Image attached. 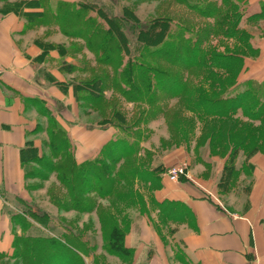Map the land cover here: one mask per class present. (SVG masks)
I'll return each instance as SVG.
<instances>
[{
  "label": "trees",
  "instance_id": "trees-1",
  "mask_svg": "<svg viewBox=\"0 0 264 264\" xmlns=\"http://www.w3.org/2000/svg\"><path fill=\"white\" fill-rule=\"evenodd\" d=\"M178 2L181 5H189L188 7L197 16L214 18V24L190 20L187 16L175 19L174 14H165L153 18L147 23H142L131 15L132 13L127 7L122 17L110 18L109 15L100 11L94 13L93 7L88 3H79L78 5L59 3L55 16L60 17L66 25L70 22L69 25H72V29L77 30L75 35L68 33L66 28L63 29V32L72 37L82 38L84 47H88L96 54L95 61L100 65L110 67L112 72L109 74L107 71H99L93 77L90 75L91 77H82L78 81L72 80V84L76 88V99L80 106L85 110L91 108L90 110L94 111L103 104L101 111L104 110L107 99L103 93L108 88H112L128 102L141 105L143 110L138 114V120L141 117L147 120L161 113V94L175 95L185 92L184 94L189 93L188 95L191 97V101L187 102V107L200 122L230 117L233 119L239 111H242L249 120L264 124V79L254 80L250 78L241 81L239 78L240 73L245 68V60L248 54L257 55L260 52V47L255 42L254 37L246 28L241 27V21L245 17L252 23L261 19L264 16V5L261 6L260 11L248 10L242 13L236 7V3H232L226 12H220L221 17L217 19L219 12L208 0H178ZM14 10L18 11L17 7L14 6ZM44 16L47 17V15ZM129 27L135 34L134 39L140 45L138 53L131 52L129 47L130 42H132L128 36L129 30L127 29ZM217 32L224 34L229 40L237 39L239 43L233 47L225 48L224 51L211 46L207 47L206 44H208L210 37L218 36L219 33ZM80 48L82 49V46ZM61 49L64 50L65 48L61 47ZM166 49L170 51L169 54ZM186 51L192 52L191 58L184 55ZM191 67L204 69L205 76L203 78L209 79V81L204 82L208 83L210 93L205 92L200 86L195 88L198 92L193 95L188 89V83L179 77L181 75L180 68L187 70ZM87 69L92 71V68H89L87 63L82 60L68 62L62 58L60 61V70L66 73H73L76 70L84 72ZM225 76L227 77L223 78ZM163 83L166 84L167 90L163 89ZM243 84L245 88L241 90ZM88 87L93 92L87 93ZM123 111L122 108L115 109L111 117L116 118L118 123L125 122L127 116ZM45 115H49L47 111ZM108 118L105 120L108 121ZM134 121L135 118L131 124L126 126L125 130L120 125L121 134L106 142L100 148L101 151L98 156L78 162L75 158L76 145L74 143L70 151V137L67 139L68 132H66L65 127L58 121L50 119V128L47 131L50 137L48 143L51 151L50 159L46 155L40 157L39 149L35 146L34 141L28 140L21 150V164L26 177L30 175L28 165L33 162H40L48 174L53 171L57 173L62 192L55 195L58 197V205L61 208H72L79 212L91 211L95 202L93 203V199L88 197V193L96 192L99 196L110 194L115 183H120V180L117 182L116 177H113V165L127 156L134 155L137 150L136 141L130 140L131 134L136 133V137L140 135L139 128L137 131L132 129L137 124V119ZM184 136L183 133V138ZM227 142L230 143L228 137ZM252 143L250 145L253 146L249 149L237 143L231 146L220 179L222 190L228 192L234 190L242 173L246 172L248 175L252 173L254 164L250 160L254 152L251 150L254 149L255 152L264 151V148L254 144V142ZM107 152L111 155L112 166L109 164ZM209 156L210 158L213 156L210 150ZM239 157H243V160L238 165L236 160ZM202 163L207 165L209 162L203 160ZM32 169L34 171L35 167ZM156 170L158 169H152L154 173ZM97 172L103 175L102 180L108 185L107 187H104L103 181L102 183L99 182ZM146 174L151 176L149 181L155 185L154 177H158V175ZM119 175L120 177L130 175L131 178L132 175L137 176L138 173L132 168L131 171H119ZM94 182L96 183L94 184ZM131 191L126 197L127 204L122 205L124 206L123 209L127 210L128 207L133 206V202L137 203L141 209L145 206L143 197L136 190L131 189ZM130 194H134L135 201L132 202V199H129ZM129 201L131 203H128ZM159 207L160 211L165 213L166 208L161 204ZM124 211L121 212L122 215ZM31 214L34 217H42L40 213H36L34 210ZM126 217L127 215H123L122 222H119L115 217H110L112 227L105 231L108 249L113 248L110 250L121 257L131 251L130 248L125 247L124 243L127 229L122 227L127 224L124 223ZM12 219L22 227L23 232L17 234L13 230V252L4 253L0 251V257L16 255L20 260L35 264L38 258L34 260L33 257L38 253L36 246L40 244L45 248L43 261L47 262L46 264H70L69 254H73L77 264H84L81 251L87 249V243H80V245L78 240L73 238L76 241L74 244L71 239L73 235L70 236L67 233L58 236L28 235L26 234L28 226L25 227V224H29V221H24L21 216L17 215H14ZM42 222V224H46L47 220L44 219ZM102 222L105 221L102 219ZM103 226L105 227V223ZM72 242L73 244H71Z\"/></svg>",
  "mask_w": 264,
  "mask_h": 264
},
{
  "label": "rangeland",
  "instance_id": "rangeland-1",
  "mask_svg": "<svg viewBox=\"0 0 264 264\" xmlns=\"http://www.w3.org/2000/svg\"><path fill=\"white\" fill-rule=\"evenodd\" d=\"M208 2L212 3V5L216 8L215 10H218L219 13L217 14V19L221 17L220 12H226L228 8H230L229 5L232 3H236V7L242 13H245V11L248 10L260 11L261 6L264 5V0H208ZM87 3L93 7L94 13L100 11L109 15L110 18L122 17V14L127 7L129 8L128 10L130 13H132L131 15L135 17L137 21L142 23H147L153 18H158L165 14H174L175 19L187 16L190 20L193 19L194 21L209 23L211 25L214 24V18L197 16L191 11L188 4V6L181 5L178 0H87ZM217 19L216 21H218ZM50 20L52 21V15L50 16ZM69 24L70 22L67 23V26H69L67 32L75 35L77 30L74 28L72 29V25ZM241 27L247 29L250 35L254 37L255 42H259L262 45L263 50L262 53L260 49V52L257 55L248 54V59L253 60L250 62V66L248 67L249 70L246 71L248 73L249 71H255L264 67V16L253 23L248 21L245 17L241 21ZM127 30H129V39L132 41L129 46L131 52L138 53L140 45L134 39L135 34L130 27ZM64 38L65 37L62 35L61 39L64 40ZM66 41L68 46H65L64 48L68 49V52L67 57L65 58H68L69 62H78V60L85 61L89 68H92V71L87 69L84 72L76 70L75 72L70 73L73 75L72 80L76 79L78 81L82 77H93L94 75H97L99 71H107L109 74L112 73L110 67L100 65L95 61L96 54L89 50L88 47H84L82 38L78 36H71L68 37ZM238 43L239 41L237 39L229 40L224 34L219 33L218 36L210 37L208 44L206 45L207 47L211 46L215 47L217 50L224 51L225 48L233 47ZM81 46L82 49L80 48ZM166 52L168 54L170 53L167 49ZM184 55L187 58H191L192 52L186 51L184 52ZM62 58H64L63 54ZM181 69L182 68H180L181 75L179 77L188 83V89H190V92L193 93V95H196V92H198L195 88L200 86L205 90V92L210 93L208 83L204 82L209 81V79L205 80V78H203V76H205L203 68L191 67L187 70ZM226 77L227 76L223 78ZM72 80L69 82L72 83ZM254 84L257 85L255 82ZM162 87L167 90L166 84L163 83ZM244 88L245 85L243 84L240 89L243 90ZM89 92H93L90 90V87L87 89V93ZM184 93L181 92L175 95H165V93L161 94V113L158 116H152L147 120L142 117L138 120V114L141 110H143L141 105L139 106L128 102L112 88H108L103 93L107 102L105 109L102 111L101 109L103 108V104L99 109H93L94 111L90 110L91 108L87 110L82 108L79 101L76 99V88H74V111L70 107H64L67 112H74L73 117L68 116L69 120L64 118V120L67 121V124L68 122H73L75 119L77 124L80 122H87V125L91 126L93 131H108L109 139L106 141L108 142L114 136H119L121 134L119 130L120 125H122L120 127L125 130L127 128L126 126L131 124L132 120L135 118V121L137 119V124L136 127H132V129L137 131V128H139L140 135L136 137V133L134 135L131 134L130 140L136 141L137 150L134 155H131L130 157L127 156L113 165V177H116L117 182L120 180V183H115L110 194L99 196L96 192L88 193V197L93 199V203L95 202L93 205L94 208L89 212H79L72 208H61L58 205V197L55 195L58 194V192H62L61 183L57 178V173L53 171L48 174L45 168H42L41 163L38 161V163L33 162L32 164H29L28 168H30V175H28V177L25 175L21 181L23 198L21 200L11 198L10 200L12 205L7 206L6 209L7 212L9 211V216L11 218L10 222L13 230L17 234H21L23 232L22 227L17 222L15 223L12 219L14 215L21 216L24 221H29V224H25V227L28 226L26 228V234L28 235L58 236L67 233L70 236L73 235L71 239L74 241V244H76L74 239L78 240L79 244L87 243V249L81 251L84 264H135L137 260L136 257L139 252L136 251L135 247L128 244L130 242L127 238H129L128 236L135 229L138 234L143 233L142 231H144L145 228L141 226L142 221L140 224V220L143 218L146 219V228H151L150 230L155 234V236L157 235L163 245L165 244L164 232L167 228L169 229L171 227V223L166 220V217H164L162 213L157 216L149 213L148 202L149 199H154L153 195L155 185L149 181L151 176L146 173H153L154 175L155 173L152 169L157 168L158 170H156V175L159 177L161 175H165L171 182H189L194 184L192 180H197L205 183L206 185L208 184V193L202 190L204 191L203 193L206 192V194L212 199L216 201L222 200L227 204L229 197L227 193L228 191L222 190L220 179L222 177V173L224 172L231 146H233L234 143H237L249 149L253 146L250 145V143L253 144L252 142H254V144L264 148V124H259V122L249 120L242 111H239L233 119L230 117L228 119H215L208 120L207 122H200V120L196 119L195 114L187 107V102L191 101V97L188 95L189 93ZM30 107L35 108L34 110L38 113L36 133L38 134L37 147L39 149V156L41 157L42 155H46V157L48 156L49 158L51 156V151L48 146L50 137L47 131L50 128V119L54 121L56 120L60 123L55 112L56 110L50 109L49 106L43 102L31 103ZM113 108L114 110L122 108V110H124L123 112L127 116V121L118 123L116 118H112L111 115L114 111ZM46 111L49 115H45ZM105 118H108V121H106ZM66 132H68L67 129ZM183 133L185 135L184 138ZM69 137L71 145L68 146L71 151L75 142L71 138L70 132L67 133V139ZM227 137L230 143L227 142ZM105 143H103L102 146H104ZM34 144L36 145L35 142ZM92 146V150L87 152V159L98 156L101 151V149L97 150L98 147L95 146V143ZM209 150L212 151L213 156L211 158L209 156ZM251 152H254L252 158H257V160H260L259 164L264 165V151L255 152L254 149H252ZM109 154L110 153H108L107 157L109 159V164L112 166L110 162L111 155ZM87 159H84L83 161ZM76 160L78 161L77 158ZM203 160L206 162L208 161L209 163L204 165L202 163ZM242 160L243 157H239L236 160V163L239 165ZM178 165H186V172L192 179H188L183 174L179 175L177 179H171L167 175V170L170 167ZM34 167L35 170L33 171L32 168ZM132 168L137 171V176L132 175L133 177L130 178V175H124L120 177L119 171H131ZM102 176V174L98 173L100 183L103 181ZM247 179L248 178H244V180L240 181L242 186L248 185L249 180ZM154 181L157 182L158 180L155 178ZM95 183L96 182H94V184ZM107 186L108 185L104 183V187ZM238 188L239 187H236L235 189ZM131 189L133 191L136 190L138 194L143 197L145 206L141 209L138 207L137 203L133 202L135 201L134 198H136L134 197V194L129 195V199H132L133 206L128 207L127 210L123 209L124 206L122 205L127 204L126 197L130 192H132ZM235 189L232 190V193L236 191ZM240 191L242 192V190ZM240 191L233 194H238ZM232 200L237 201V198L233 196ZM128 203H131V201ZM33 210L36 213H40L42 217H34L31 214ZM123 211V215H127V217L124 218V223L127 224L122 227L127 229V233L124 237V243L125 247L130 248L131 251L121 257L111 251L113 248H110L111 250L108 249L106 245L105 231L110 230L112 227L110 217H115L119 222L123 221V215L121 213ZM44 219L47 220L46 224H42ZM102 219L105 222H102ZM103 223H105V227L103 226ZM71 244H73V242ZM36 248L38 253L33 258L34 260L38 258L39 261L36 260L35 264H46L47 262L43 261L45 248H43L40 244L36 246ZM11 252H13V247H11V250L8 253ZM29 259L33 260L31 258ZM69 259L71 260L70 264H77L73 254H69ZM0 264L29 263L28 261L20 260L18 256L14 255L11 257H0ZM170 264L177 263L172 261Z\"/></svg>",
  "mask_w": 264,
  "mask_h": 264
},
{
  "label": "crops",
  "instance_id": "crops-1",
  "mask_svg": "<svg viewBox=\"0 0 264 264\" xmlns=\"http://www.w3.org/2000/svg\"><path fill=\"white\" fill-rule=\"evenodd\" d=\"M59 3L78 5L87 0H0V64L4 70L0 93V251L4 253L10 252L14 238L7 206L12 205L11 198H23L21 150L28 140L38 144V113L30 104L40 100L56 110L75 142L79 162L88 158L94 143L99 150L109 139L108 131H93L87 122L77 124L74 119L67 124L64 120L73 117L74 112L64 107L74 111L75 97L69 82L73 75L60 70L62 54L65 58L68 52L61 47L68 46L66 40L71 36L63 32L69 26L55 16ZM257 45L263 53L262 45ZM252 61L246 58L241 81L264 79V67L246 72ZM250 161L252 173L241 174L239 188L233 193L242 192H228L227 204L209 197L208 184L203 182L176 183L165 175L154 177L158 181L154 199L148 202L149 213H162L171 227L164 232L163 245L151 228H146V219L140 220L143 233L135 229L127 238L139 252L135 264H264V165L255 157ZM244 178L249 180L247 186L240 183ZM159 204L166 208L165 213Z\"/></svg>",
  "mask_w": 264,
  "mask_h": 264
},
{
  "label": "built area",
  "instance_id": "built-area-1",
  "mask_svg": "<svg viewBox=\"0 0 264 264\" xmlns=\"http://www.w3.org/2000/svg\"><path fill=\"white\" fill-rule=\"evenodd\" d=\"M3 67L0 64V93L2 91V75H3ZM187 170V166L186 165H178V166H173L170 167L167 170V175L171 178V179H177V177L181 174L185 175V177H187L188 179L191 178V176L186 172ZM192 179V178H191ZM193 182H195V180H192Z\"/></svg>",
  "mask_w": 264,
  "mask_h": 264
}]
</instances>
